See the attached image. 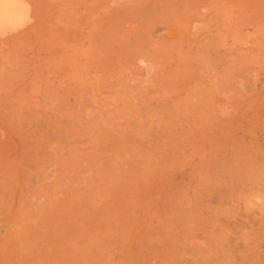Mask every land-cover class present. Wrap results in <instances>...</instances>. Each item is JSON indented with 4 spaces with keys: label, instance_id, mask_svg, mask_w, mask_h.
<instances>
[{
    "label": "rangeland",
    "instance_id": "obj_1",
    "mask_svg": "<svg viewBox=\"0 0 264 264\" xmlns=\"http://www.w3.org/2000/svg\"><path fill=\"white\" fill-rule=\"evenodd\" d=\"M23 1L0 264H264V0Z\"/></svg>",
    "mask_w": 264,
    "mask_h": 264
},
{
    "label": "bare ground",
    "instance_id": "obj_2",
    "mask_svg": "<svg viewBox=\"0 0 264 264\" xmlns=\"http://www.w3.org/2000/svg\"><path fill=\"white\" fill-rule=\"evenodd\" d=\"M23 0H0V31L23 24L29 19V9Z\"/></svg>",
    "mask_w": 264,
    "mask_h": 264
}]
</instances>
